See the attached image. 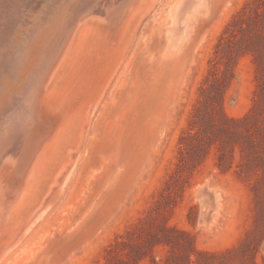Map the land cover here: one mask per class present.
<instances>
[{"label":"rangeland","instance_id":"obj_1","mask_svg":"<svg viewBox=\"0 0 264 264\" xmlns=\"http://www.w3.org/2000/svg\"><path fill=\"white\" fill-rule=\"evenodd\" d=\"M245 1L200 0L186 21L169 10L177 0L134 2L137 16L112 50L125 49L123 63L91 97V112L68 125L44 166L34 196L40 205L20 213L30 220L0 264H264V102L254 96L258 79L250 54L228 62L215 108L231 119L248 116L242 128L252 145L247 138L223 144L219 168V143L199 156L179 143L194 106L205 109L200 86L225 68L215 43ZM171 14L185 21L187 36L166 48L176 26ZM99 41L88 37L78 55L68 57L51 83L54 95L90 63L105 61ZM101 70L109 73V67ZM66 146L73 148L67 156ZM204 183L211 192L203 193L211 202L206 209L198 191Z\"/></svg>","mask_w":264,"mask_h":264},{"label":"bare ground","instance_id":"obj_2","mask_svg":"<svg viewBox=\"0 0 264 264\" xmlns=\"http://www.w3.org/2000/svg\"><path fill=\"white\" fill-rule=\"evenodd\" d=\"M134 2L136 0H43V3L41 0H0L1 263L8 259L16 235L30 220L20 213L26 207L33 209L32 213L40 205L34 196L44 177V166L57 151L68 125L76 117L81 116L82 120L91 112V97L98 96L102 81L106 86L111 71L122 62L125 49L117 54L113 52L115 55L112 50L120 43L130 19L137 16L138 7L131 10ZM200 3V0H177L169 10H175L179 19L182 15L186 21ZM174 18L176 26H169L166 48L178 47L187 36L185 21L181 25L177 16ZM93 35L100 36L98 50L101 47L105 50V61L99 66L97 62L90 63L85 72L78 73L64 90L54 95L51 83L56 74L68 57H76L84 41ZM108 43L110 45H106ZM108 67L109 73L104 75L101 69ZM96 75L100 79L89 94ZM75 95H78L77 100L73 101ZM72 149L66 146L63 153L67 156ZM66 160L55 169L47 189L58 181ZM198 191L206 209L211 202L203 193L211 192L206 190L205 183ZM214 209L215 203L207 217L209 222L214 217Z\"/></svg>","mask_w":264,"mask_h":264},{"label":"trees","instance_id":"obj_3","mask_svg":"<svg viewBox=\"0 0 264 264\" xmlns=\"http://www.w3.org/2000/svg\"><path fill=\"white\" fill-rule=\"evenodd\" d=\"M214 52L225 68L220 75L212 72L211 80L206 78L207 86H200L205 109L194 106L192 118L180 135L179 143L184 145L186 153L190 156H199L210 144L219 143L220 153L217 156V165L221 168L225 157L223 144L230 140L234 143L239 138L252 141L242 128L248 116L239 120L231 119L217 112L215 108L225 87L227 66L232 57L237 58L245 53L251 55L256 79H258V90L254 91V96L262 97L264 102V0H246L244 5L232 14L218 36ZM256 101L254 99V103ZM250 143L252 145V142ZM195 262L196 264H215L198 259Z\"/></svg>","mask_w":264,"mask_h":264}]
</instances>
